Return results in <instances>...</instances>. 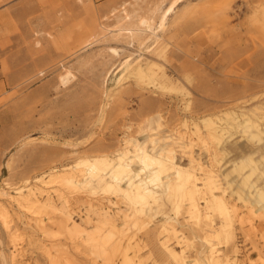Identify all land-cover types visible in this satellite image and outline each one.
I'll use <instances>...</instances> for the list:
<instances>
[{
  "label": "rangeland",
  "instance_id": "374dc122",
  "mask_svg": "<svg viewBox=\"0 0 264 264\" xmlns=\"http://www.w3.org/2000/svg\"><path fill=\"white\" fill-rule=\"evenodd\" d=\"M144 149L136 199L80 163ZM211 263L264 264V0H0V264Z\"/></svg>",
  "mask_w": 264,
  "mask_h": 264
},
{
  "label": "bare ground",
  "instance_id": "6f19581e",
  "mask_svg": "<svg viewBox=\"0 0 264 264\" xmlns=\"http://www.w3.org/2000/svg\"><path fill=\"white\" fill-rule=\"evenodd\" d=\"M170 9H172V5L169 6L168 9L165 11L164 15L161 16L160 23L156 27L157 29L163 28L164 22H165V15L167 11ZM152 20L142 19L141 23L144 24V26H146L145 28L151 30L152 32L151 34L157 35L158 32L156 33L157 30L154 29ZM72 76H73V73L70 70H67L63 76V80H70ZM141 154L138 151L136 153V158H133L129 156V151H124V152L118 153L116 157L114 158L97 157L95 159H83L80 161V163L85 165L86 167L88 182H97V184L99 186H102L104 190H109L113 185L118 184L121 190L127 196H129L131 199H136V197L142 196V193H141L142 191H141V187L137 184V182L134 180V177H133V174L136 172L134 165L137 162H141V164L148 165L149 163L156 161V158L154 157V155L146 149H144ZM173 162H172V165L173 167H175ZM185 174H186V177L184 178L183 176ZM177 176H178V179L180 180V184L184 187V191H186L184 192L185 196H188L192 200L191 207L189 209L192 218L197 219V221H200L204 216L207 217L210 215L209 210L202 208L200 206V203H198V201L195 202V199H196L195 196L200 194V192L202 191L204 192L205 190L204 186H207L210 189L212 196L218 199V201L220 202V207L224 209L225 211H227L225 200L222 196H219L216 194L213 181L206 182L204 183V186H200L199 181H198L199 176L194 168H186L185 170L178 168ZM76 177L77 176H75L74 174H66L63 176V182L66 185L76 186L77 181H78ZM124 179H127V183H128L127 187H124L122 185V181ZM43 182L45 184V181ZM244 184L245 185L249 184L248 178L244 179ZM17 192L20 194V197L16 196L15 198L13 196L11 197V200L14 202H17L21 207H25L26 206L25 202H27L29 198L22 196V192H23L22 189H18ZM31 194L34 195V199L36 201H39L38 200L39 197L34 191ZM162 245H165L166 249H169L171 251V247L169 246L168 243L163 242ZM211 264H214V263H211Z\"/></svg>",
  "mask_w": 264,
  "mask_h": 264
}]
</instances>
